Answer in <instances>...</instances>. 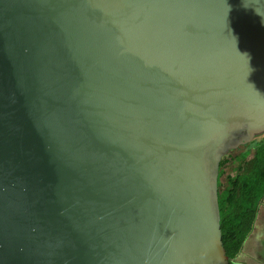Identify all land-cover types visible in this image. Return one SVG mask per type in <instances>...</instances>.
<instances>
[{"label":"water","instance_id":"water-1","mask_svg":"<svg viewBox=\"0 0 264 264\" xmlns=\"http://www.w3.org/2000/svg\"><path fill=\"white\" fill-rule=\"evenodd\" d=\"M263 134L264 0H0V264H229Z\"/></svg>","mask_w":264,"mask_h":264},{"label":"trees","instance_id":"trees-1","mask_svg":"<svg viewBox=\"0 0 264 264\" xmlns=\"http://www.w3.org/2000/svg\"><path fill=\"white\" fill-rule=\"evenodd\" d=\"M259 137L242 154L226 155L220 163L218 204L229 264H242L238 259L264 199V135Z\"/></svg>","mask_w":264,"mask_h":264},{"label":"flooded vegetation","instance_id":"flooded-vegetation-1","mask_svg":"<svg viewBox=\"0 0 264 264\" xmlns=\"http://www.w3.org/2000/svg\"><path fill=\"white\" fill-rule=\"evenodd\" d=\"M251 143L252 142L241 145L240 147L249 146ZM247 149L248 147L244 151H246ZM236 150L231 151L228 155L235 157L244 152L241 151L239 154L234 155L233 152ZM238 260L242 264H264V199L258 208V215L253 224L252 232L246 240L240 258Z\"/></svg>","mask_w":264,"mask_h":264},{"label":"rangeland","instance_id":"rangeland-1","mask_svg":"<svg viewBox=\"0 0 264 264\" xmlns=\"http://www.w3.org/2000/svg\"><path fill=\"white\" fill-rule=\"evenodd\" d=\"M258 138H261V137H258ZM255 142V141H254ZM254 142H253V144H254ZM249 147V146H248ZM247 148V147H246ZM245 148V149H246ZM245 149H243L242 151H244ZM226 171H227V173H231V169L230 168H228V169H226Z\"/></svg>","mask_w":264,"mask_h":264}]
</instances>
